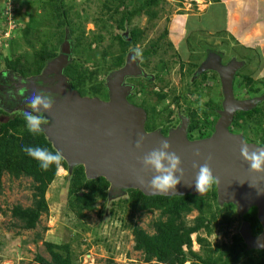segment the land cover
Masks as SVG:
<instances>
[{
	"label": "trees",
	"instance_id": "trees-1",
	"mask_svg": "<svg viewBox=\"0 0 264 264\" xmlns=\"http://www.w3.org/2000/svg\"><path fill=\"white\" fill-rule=\"evenodd\" d=\"M167 1L104 0L99 9L100 12L98 11L97 19L91 20L94 27L100 29L102 33L92 34L89 39L86 37L84 30V24L87 23L89 18L81 21L78 12H74L73 15L75 16L72 17L70 14L72 7L66 6L63 0H47L41 7V13L35 17L31 16L20 32V39L32 49V58L29 61L19 57L14 60L4 57L5 68L16 78L27 80L38 77L49 62L61 55L62 45L68 43L70 50L68 58H70V61L64 68L63 75L70 87L77 91L80 96H101L105 98L107 91L104 80H99L100 76L106 78L113 72L123 68L127 55L130 51H134L137 45L142 44L145 35V31L132 28L128 32L127 39H124L119 34L114 35L112 29L115 28L120 32L125 31L132 20L141 15L145 16L149 22L159 20L158 16L161 9L158 8L163 2ZM213 1L218 2V0ZM14 25L17 26V21L14 22ZM218 34L222 36L223 32ZM167 36L168 30L164 29L156 41L150 43L147 48L137 54L143 60L142 65L144 68H149L151 58L158 55L157 50H161L162 45L166 46L167 49H173ZM105 41H108L107 46L102 47L101 44ZM195 41L190 34L185 39L191 54L189 57L191 63L187 65L186 76L181 74L183 78L190 77L200 66L198 62L204 61L206 58V44L198 42L193 47ZM12 44H14V41L10 40L8 46L12 47ZM240 48L243 49L244 53L238 54L240 58L238 55L237 57L242 62V68L245 64L247 69L257 55L253 53L251 56L250 50L245 49V47ZM0 49L1 55L2 48L0 47ZM195 52H198L197 56L193 54ZM210 52L218 55L216 51ZM174 53L177 59L181 61L180 57L177 56V52ZM199 53H202L203 56ZM243 54L245 56H242ZM218 56L222 58L223 54ZM224 59V63L231 61L230 57ZM227 59H230V61ZM256 63L260 65L258 61ZM88 65H91L92 68L90 69ZM167 65L168 63L161 61L155 69L162 74L168 70ZM185 66L181 61L180 71ZM155 76V80L163 83L156 74ZM234 76L240 78V82H235L234 78L232 82L235 96L238 97L239 101L245 98L241 96L242 89L247 91L246 96L251 94L256 96L261 89L264 90L262 81L258 82L261 89L256 88L257 82H254L251 76L242 75L240 70ZM206 81V74L202 73L199 78L190 84L192 88L188 92L190 99L196 95L198 99L206 98L199 96V94L202 96L201 87ZM6 83L11 85V82ZM145 83L152 85V80L146 79ZM138 84V91L148 97L142 99L141 103V108L147 115L145 131L147 133L159 131L163 137H167L168 127L164 125L166 120L161 118L159 112L161 108L166 110L164 109L165 104L170 106L171 103H174L177 105L180 99L184 103L188 102L187 97L184 94H176L175 90L171 93H164L163 86L156 89L152 85L149 91V88H143L141 82ZM185 93H187V89ZM129 100H132V98L129 97ZM191 101L196 103V101ZM256 101L257 103L251 109L234 114L229 133L240 136L243 142H247L248 145H257L259 148H264V101L261 102L257 99ZM186 105L184 115L189 117L187 141L195 142L211 137L214 134L215 122L218 119L215 108L219 110L221 107L218 105L213 107L211 102L206 101V103L200 104L202 108L196 111L191 104L189 107V103H186ZM198 112L202 117H199ZM0 115L6 114L0 109ZM156 119L159 120V124L156 123ZM25 146H40L52 152H57L42 131L31 134L27 130L23 115H17L5 122H0V188L4 175L14 179L23 177L31 180V206L25 209L21 206H14L10 210L11 218L21 224L20 228L22 230H34L40 217L48 213L45 195L59 169L69 172L67 209L76 218L84 219L86 217L85 213L95 210L97 202L104 203L107 200L109 183L104 178L88 179L82 165L69 168L64 159L60 168L52 166L44 171L34 159L24 153L22 149ZM125 193L127 197L122 203L127 206L130 213H158V218L151 224V233L136 225L132 226L133 250L141 253L144 263L154 261L157 264H185L189 261L193 264H264V250L248 249L239 236L231 238L229 244H222L213 248L209 244L206 237L212 234L214 223L218 218L226 226H230L237 218V208L233 204L224 203L225 205L222 208L219 207L215 185L211 191L204 193L202 196L157 195L148 197L140 191L132 189L125 190ZM192 212L197 215L192 220L187 221L186 217ZM245 213L241 215V220L250 225L252 234L257 235L262 232L256 208L253 207L247 214ZM201 231L204 232L206 237H196L195 242L202 248L201 253H196L192 251L191 236ZM43 244L50 259L47 260L37 256L35 260L38 264H74L69 245Z\"/></svg>",
	"mask_w": 264,
	"mask_h": 264
},
{
	"label": "rangeland",
	"instance_id": "rangeland-1",
	"mask_svg": "<svg viewBox=\"0 0 264 264\" xmlns=\"http://www.w3.org/2000/svg\"><path fill=\"white\" fill-rule=\"evenodd\" d=\"M63 1L66 6L72 7V10L70 11L72 17L75 16L73 15L74 12H78L81 21L89 18L87 19V23L84 24L87 38L90 39L92 34L96 35L102 33L100 29L94 27L91 20L97 19L98 11L100 12L99 9L101 3L104 0ZM190 1L191 0H168L167 2H163L158 8L161 9L158 16L159 20L149 22L145 16L141 15L140 17L134 18L130 25L126 27L125 31L120 32L115 28L112 29L114 35L119 34L124 39H127L128 32L132 28H139L145 31L142 44L138 45L139 47L134 51H130L128 54L130 57L129 59L134 62L133 69H137L138 72L133 76L125 77L123 81V86L129 89L127 91V96L132 98L133 101H137L138 98H146L142 92H138L137 88L134 89V80L141 82L143 88H150L153 85L154 88L160 89V87L163 86L164 93H171V91L175 90L176 94L183 95L186 94V89L187 92L192 90L190 87L192 77L197 79L198 76L204 73L207 77V81L203 83L201 87L202 95H207V99L203 98L204 103H206V101H211L213 107L217 105L222 107L224 98L221 89V82L217 80L218 75L215 72L208 69L200 72L199 69L201 66H199L192 74L193 76L182 77L181 74L186 76L187 65L191 63V60H189L191 54L185 45L181 46L184 50H180L179 45L181 42H179L180 38L176 32L170 33V36L173 38V49H167L166 46L162 45V49L159 50L157 57H154L151 60L148 69L141 67L140 62L143 60L137 56V54L147 48L150 43L156 41L164 29H169L171 20L174 16L185 11L194 12L192 6L194 2L191 4L192 2ZM196 1L197 9L199 7L198 11H202L204 7H201V4H203V1L205 2V0ZM44 2H47V0H0V47L2 48L0 55V109L6 114L0 115V122H5L17 115L22 116L26 109H19L18 96L29 88V84H35V82L42 84L38 81L30 82V79H21L19 82L21 87H15L13 84L10 85L6 83H14L17 78L11 74L10 71H7L3 58L6 57L9 60H14L16 57H19L30 61L32 58V49L25 45L20 39V32L31 16L35 17L41 13V7ZM9 20L11 21V24H9ZM15 21H17L16 27H14ZM202 23H205V26L221 27L223 24V16H217L214 20V24L211 23V20L207 25L204 21H202ZM190 35L196 40L193 47H195V43L203 42L206 44V50L216 51L218 52V55L223 54L222 58L230 57L231 61L230 59H227L230 62L226 65L231 62L240 64L237 71L240 70L241 74L244 76H251L252 80L257 82L255 85L256 88L261 89V85L258 84V82L262 81L264 84V65L262 64L261 66V64L258 65L256 63L259 61L257 57L253 59V63H250L247 69L245 64L242 68V62L238 59V57L240 58L238 54L244 53L243 49L235 46L228 37L223 35L219 36V34H215L214 32L200 29L199 31L190 33ZM183 38L184 36L181 41ZM10 40L14 41L12 47L8 46ZM174 41L177 42V44L175 43L176 45L174 44ZM107 42L108 41H105L101 46L106 47ZM174 52H177L178 57L181 56V61L186 65L182 71H180L181 61L177 59ZM233 53L235 55L232 56L231 54ZM193 54L197 56L198 52ZM199 54L203 56L202 53ZM252 54L253 53H251V56ZM242 56L245 55L243 54ZM237 59L238 61H236ZM68 61H70V58H68ZM161 61L168 63V70L162 74L158 73L157 69H155V67L159 66ZM203 62L201 61L198 63L201 65ZM88 67L90 69L92 68L91 65H88ZM155 74L163 83L155 80ZM144 79H151L152 85H148V87L144 85L145 82H142V80L145 81ZM99 80H104L105 87L107 86V77L100 76ZM234 81L240 82V78L234 77ZM242 91V94L245 95L241 94V96L246 98V100L243 99L242 101H252L255 98H260V101H264L263 89H261L260 93L256 96L255 94L246 96L247 91L245 89H242ZM234 97V99L237 100L235 95ZM194 99L195 98H189V100ZM188 103L191 105L194 104V102L190 101H188ZM182 104L183 110L177 108L175 104H171V107L168 104H165L164 109L166 110L161 108L159 113L161 118L166 120L164 125L171 126V123L173 122L175 127L180 126L178 120H182V118L186 117L184 115L186 104L183 101ZM198 106L199 104H194L195 108ZM168 107L170 108L168 109ZM171 109H174V113L168 117V112L171 111ZM45 119L48 121L46 125H52L54 123V120H51L46 114ZM63 123L69 127L74 125L72 119H66ZM156 123L159 124V120L156 119ZM43 130L44 129H42V132ZM176 130L177 129H174V131ZM45 136L51 141L50 143L53 148L60 152L58 145L59 142L57 141L58 139L55 138L56 136L52 137L46 133ZM68 167L73 168L74 166H71L69 163ZM68 177V171L63 169L58 170L54 181L48 187L45 195L48 213L42 215L36 228L30 231H24L20 228L21 224L11 218L10 210L14 206H21L24 209L31 206V180L23 177L20 179H14L8 175L2 177L0 188V264H38L35 260L37 256L49 260L50 257L45 250L43 243L69 245L74 264H157L154 261L150 263L143 262L141 253L133 250L134 244L131 233L132 226L134 225L151 233L152 230L150 227L158 218L157 212L130 213L127 206L122 203L127 197L125 190H116L113 193H108L107 200L104 203L101 201L97 202L95 210L90 213H85L86 217L84 219H78L67 209ZM219 206L221 207L222 203H219ZM195 216L196 213L192 212L186 217V220L190 221ZM220 221L221 220L218 218L214 223L213 232L210 236L206 237L202 231L191 236L193 251L198 252L199 250L197 243L195 242L196 237L198 236L206 237L209 244L215 247L218 245L221 246L222 244H229L232 236L244 234L245 227L243 226V223H241V217H239V219L236 218L230 226H226Z\"/></svg>",
	"mask_w": 264,
	"mask_h": 264
},
{
	"label": "water",
	"instance_id": "water-1",
	"mask_svg": "<svg viewBox=\"0 0 264 264\" xmlns=\"http://www.w3.org/2000/svg\"><path fill=\"white\" fill-rule=\"evenodd\" d=\"M69 54V44L64 43L61 55L46 65L42 76L29 80L43 85L48 83L43 91L52 93L55 98L52 111L45 113L54 123L42 129L44 134L56 136L60 153L67 165H82L88 179L104 178L109 183L108 193L132 189L148 197L202 196L204 194L197 193L192 186L198 171L192 165L194 162L203 164L211 156L210 166L219 180V184L215 185L218 203L235 205L240 215L252 206L257 207L263 233L253 238L245 227L243 238L248 249L264 250V175L250 172L249 165L240 155L242 138L229 133L234 114L247 111L257 103L256 100L234 99L232 82L240 64L231 62L224 66L220 63V57L210 53L200 65V72L208 69L219 76L224 100L214 134L208 139L188 142L186 120L182 121L176 131H171L168 137H163L159 131H145V112L125 100L129 89L123 86L124 78L138 72L133 69L134 63L129 56L123 68L107 77L109 101L105 103L82 98L70 88L63 75ZM51 75L53 78H48ZM66 119H72L74 125L69 127L64 124ZM141 136L144 138L143 151H137L135 144ZM162 140H166L171 145V151L180 157L185 173L175 193H153L138 180V177H142L147 182L154 175L151 171H143L140 161L145 154L158 147ZM249 148L256 150L259 147L249 145ZM196 152L201 154L199 159L195 157Z\"/></svg>",
	"mask_w": 264,
	"mask_h": 264
},
{
	"label": "clouds",
	"instance_id": "clouds-1",
	"mask_svg": "<svg viewBox=\"0 0 264 264\" xmlns=\"http://www.w3.org/2000/svg\"><path fill=\"white\" fill-rule=\"evenodd\" d=\"M27 108L23 113L26 128L31 134H37L42 131V125L48 123L45 119V113H50L53 109L55 98L52 93L40 91L26 98ZM204 101H201L203 104ZM144 138L141 136L135 144L137 151H143ZM24 153L34 159L44 171L52 166L60 168L64 159L59 151L52 152L47 148L40 146H25ZM241 158L249 165L251 173L264 175V148L250 150L247 142H243L240 147ZM201 154L195 153L199 159ZM212 157L209 156L205 163H193L192 167L196 171L194 177V189L199 194H204L213 189L214 185L219 184L218 178L213 174L210 166ZM143 171L154 173L150 181L145 182L142 177H138L140 183L158 194L175 193L176 188L181 184L185 175L180 157L171 151V145L162 140L158 147L145 154L140 161ZM235 206V205H234Z\"/></svg>",
	"mask_w": 264,
	"mask_h": 264
},
{
	"label": "crops",
	"instance_id": "crops-1",
	"mask_svg": "<svg viewBox=\"0 0 264 264\" xmlns=\"http://www.w3.org/2000/svg\"><path fill=\"white\" fill-rule=\"evenodd\" d=\"M190 2L195 4L192 5L194 12L185 11L171 20L167 39L172 45L173 38L170 33L173 32H176L180 38L181 51L184 50L181 46L185 45L187 48L185 39L190 33L199 29L215 34L223 32L222 35L228 37L235 46L245 47L251 53H255L259 64L264 65V0H218V2L205 0L201 4V7H204L202 11H198L196 0ZM219 15L223 16L221 27L205 26V23H202L204 21L207 25L211 20L214 24L215 18ZM175 43L177 44L174 41Z\"/></svg>",
	"mask_w": 264,
	"mask_h": 264
},
{
	"label": "flooded vegetation",
	"instance_id": "flooded-vegetation-1",
	"mask_svg": "<svg viewBox=\"0 0 264 264\" xmlns=\"http://www.w3.org/2000/svg\"><path fill=\"white\" fill-rule=\"evenodd\" d=\"M137 47H139L138 45H137ZM157 52H159V50H157ZM190 53V52H189ZM211 52L209 51V50H207V53H206V58L205 59H207V56L210 54ZM128 56V55H127ZM218 56V55H217ZM155 57H157V56H155ZM180 57V59H181V56H179ZM218 57H220V56H218ZM134 58V57H133ZM126 59H127V57H126ZM153 58H151V60H152ZM133 62V61H132ZM142 62L143 61H141L140 62V65H141V67H143V65H142ZM203 62V61H202ZM125 63H126V61H125ZM134 63V62H133ZM220 63L222 64V65H226L227 63H224L223 62V58H221L220 57ZM144 68V67H143ZM120 70V69H119ZM118 71V70H117ZM116 72V71H115ZM193 76V75H192ZM235 77V76H234ZM48 78H53V75H51V76H49ZM198 78H199V76H198ZM20 78H17L16 80H15V82L14 83H11V84H13V86H15V87H17V86H20L21 87V85H20ZM23 80H26V79H23ZM144 80H146V79H144ZM195 79H194V77H192V79H191V84H192V82L194 81ZM217 80H219L220 81V79H219V76H218V79ZM134 82V85L133 86H135V88L134 89H136L137 88V90H139V86H138V81L137 80H134L133 81ZM142 82H145V81H143L142 80ZM48 85V83L45 85H42V84H39V83H37V82H35V84H29V88L26 90V91H24V92H22V94L20 95V96H18V100H19V109L20 110H24V109H28L27 108V103H26V98L28 97V96H31V95H34V94H36V93H38V92H40V91H43V89H44V87L45 86H47ZM144 85H146L147 87H148V85L145 83ZM28 86V85H27ZM70 86V85H69ZM104 86H105V84H104ZM14 87V88H15ZM71 88V87H70ZM72 89V88H71ZM105 89H106V87H105ZM150 89L151 88H149V91H150ZM73 90V89H72ZM145 91H146V89H144ZM75 91V90H74ZM77 92V91H76ZM139 92V91H138ZM232 92H233V94L235 95V93H234V89H232ZM180 95H182V94H180ZM233 95V96H234ZM80 96V95H79ZM184 96L185 97H187V99H188V101H190V102H192L191 100H189V95H188V92L186 93V94H184ZM197 96V95H196ZM196 96H194V100L193 101H196V103H194V104H199V106L197 107V108H195L194 107V104L192 105L193 106V109L195 108L196 109V111H198V109H200V108H202L201 107V101H203V99H198ZM199 96L200 97H206L207 98V95L206 94H204V95H200L199 94ZM198 96V97H199ZM80 97H82V98H88V99H97V100H99L100 102H105V103H107L108 101H109V96H108V93L106 92V97L105 98H103V97H101V96H93V97H91V96H80ZM146 97H147V95H146ZM148 98V97H147ZM235 98V97H234ZM237 98V100H239L238 99V97H236ZM144 99H146V98H144ZM245 100H246V98H244ZM259 100L260 101V98H255L254 100ZM125 100H126V102L128 103V104H130V105H132V106H134V107H137V108H140V109H142L141 108V103H142V99L141 98H138L137 99V101H133V99L132 100H129V96H127L126 98H125ZM211 100V99H210ZM243 100V99H242ZM242 100H240V101H242ZM182 99H180L179 101H178V104L176 105V107L177 108H179V109H182ZM262 101V100H261ZM198 102V103H197ZM209 102H211V101H209ZM186 103H188V102H186ZM185 103V104H186ZM171 104H174V103H171ZM171 104H170V107H171ZM190 106V104L188 105V107ZM169 107V108H170ZM186 108H187V105H186V107L184 108V110L186 111ZM222 108V107H221ZM219 109V110H217V109H215L216 110V113H217V115H218V119H219V113L222 111V109ZM29 110V109H28ZM143 110V109H142ZM183 110V109H182ZM144 111V110H143ZM174 111V109H171V111H169L168 112V117L169 116H171V115H173V112ZM145 115H146V113H145ZM198 115H199V117H202V115L200 114V112H198ZM196 118H197V116H196ZM218 119H217V121H218ZM47 120V119H46ZM184 120H186V122H187V129L189 128L188 126H189V117H185V118H182V120H178L179 121V125H181V123H182V121H184ZM201 120H203V119H201ZM146 121H147V115H146ZM146 121H145V123H146ZM217 121L215 122V125H216V123H217ZM170 122V121H169ZM215 125H214V129H215ZM45 126H47L46 124H44V125H42V127H45ZM165 127H168V136H169V134H170V132L171 131H173L174 129H177L178 127H175V124L172 122L171 123V126H169V125H165ZM144 128H145V125H144ZM229 129H230V127H229ZM167 136V137H168ZM254 146H256V147H258L257 145H254ZM215 188H216V186H215ZM216 192H217V190H216ZM217 202H218V197H217ZM228 204V203H227ZM218 205H219V203H218ZM225 204H222V206L220 207V208H222L223 206H224ZM256 208V210H257V207H255V206H252V207H250L248 210H247V212L245 213V214H247L248 212H249V210L251 209V208ZM237 208V207H236ZM257 213H258V210H257ZM197 215V214H196ZM236 215H238L237 216V218L239 219V217H242L238 212H237V210H236ZM257 217H258V214H257ZM195 218V217H194ZM242 221V220H241ZM241 223H243V226L244 227H247V231H248V234L251 236V237H253V238H255V237H258V236H260L262 233H263V229H262V232H260L259 234H257V235H253L252 234V232L250 231V225L248 224V223H245V222H241ZM260 223V222H259ZM261 225V224H260ZM261 228H262V226H261ZM193 235H196V234H193ZM235 236H239V237H241V239H242V241H243V243L245 244V241H244V238H243V235H235ZM235 236H232V238L233 237H235ZM208 240V239H207ZM231 242V241H230ZM246 245V244H245ZM198 246V245H197ZM212 248H213V246H212ZM198 252H196V253H201L202 252V248L200 247V246H198ZM193 251V250H192ZM195 252V251H194ZM185 264H193V263H191V262H186Z\"/></svg>",
	"mask_w": 264,
	"mask_h": 264
},
{
	"label": "built area",
	"instance_id": "built-area-1",
	"mask_svg": "<svg viewBox=\"0 0 264 264\" xmlns=\"http://www.w3.org/2000/svg\"><path fill=\"white\" fill-rule=\"evenodd\" d=\"M10 21V20H9ZM9 23V22H8ZM9 24H11V21H10V23ZM14 27H15V25H14Z\"/></svg>",
	"mask_w": 264,
	"mask_h": 264
}]
</instances>
